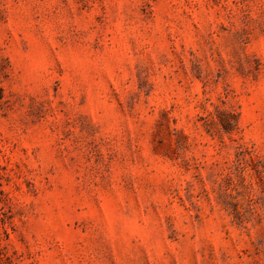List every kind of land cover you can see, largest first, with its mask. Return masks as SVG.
<instances>
[{
    "label": "rangeland",
    "instance_id": "obj_1",
    "mask_svg": "<svg viewBox=\"0 0 264 264\" xmlns=\"http://www.w3.org/2000/svg\"><path fill=\"white\" fill-rule=\"evenodd\" d=\"M0 264H264V0H0Z\"/></svg>",
    "mask_w": 264,
    "mask_h": 264
}]
</instances>
